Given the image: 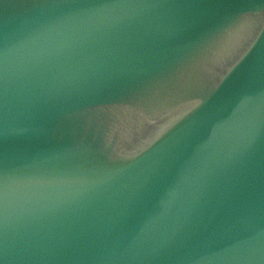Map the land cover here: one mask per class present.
<instances>
[{"label": "water", "instance_id": "obj_1", "mask_svg": "<svg viewBox=\"0 0 264 264\" xmlns=\"http://www.w3.org/2000/svg\"><path fill=\"white\" fill-rule=\"evenodd\" d=\"M0 264H264V0H0Z\"/></svg>", "mask_w": 264, "mask_h": 264}]
</instances>
